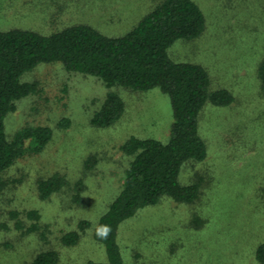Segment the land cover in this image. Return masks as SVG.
Segmentation results:
<instances>
[{"label": "rangeland", "instance_id": "374dc122", "mask_svg": "<svg viewBox=\"0 0 264 264\" xmlns=\"http://www.w3.org/2000/svg\"><path fill=\"white\" fill-rule=\"evenodd\" d=\"M195 2L205 15V31L198 39L175 43L170 57L204 67L209 91L226 89L234 101L226 108L207 104L200 114L207 157L185 164L179 175L182 185L198 186L197 199L186 206L165 198L122 224L123 264H254L252 251L264 241V97L256 76L264 57V0ZM148 5L147 0H90L81 7L71 4L53 18L54 7L42 11L28 0H0V29L47 34L82 22L120 33ZM22 81L36 83L39 91L16 102L5 121L7 137L24 127L45 126L53 138L40 154L26 155L0 177V264H25L46 249L60 254L58 264L105 262L92 229L121 188L129 158L120 146L130 137L167 140L168 97L158 89L107 88L58 63L41 64ZM110 92L123 99L125 111L111 127H94L91 117ZM64 119L69 126L61 129L58 122ZM53 174L64 176L67 185L40 199L38 180ZM33 210L40 217L39 230L28 232L26 213ZM16 220L23 226L17 227ZM81 221L90 226L78 243L62 246L60 236ZM45 229L42 241L39 232Z\"/></svg>", "mask_w": 264, "mask_h": 264}, {"label": "trees", "instance_id": "16d2710c", "mask_svg": "<svg viewBox=\"0 0 264 264\" xmlns=\"http://www.w3.org/2000/svg\"><path fill=\"white\" fill-rule=\"evenodd\" d=\"M28 1L42 11L54 7L55 11L49 14L53 18L71 4L81 7L90 2ZM147 3V10L120 33L107 34L82 22L47 34L27 28L0 29V177L26 155L40 154L53 138L52 129L45 126L21 128L11 138L5 128L8 114L16 110V102L38 93V85L23 82L22 77L41 64H61L66 72L96 78L107 88L142 93L158 89L168 97L172 121L167 140L130 137L120 146V151L129 158L121 188L92 229V239L103 247L105 262L86 264H123L119 229L140 210L165 198L186 206L194 203L198 186L182 185L179 175L185 164L202 162L207 157V146L199 133L200 114L207 104L226 108L234 101L226 89L209 91L210 80L204 67L175 62L170 57L175 43L198 39L204 33L206 18L198 3L195 0H147ZM110 19L113 20V14ZM256 76L264 97V57L256 68ZM124 111L123 99L110 92L90 123L97 128L111 127ZM68 126L67 119L58 122L61 129ZM66 185L65 177L59 174L39 179L38 196L48 199ZM80 188L81 183H76L75 202L79 201ZM11 215L17 217L16 213ZM26 218L31 223L26 231H38V213L29 211ZM16 226L22 227V222L16 220ZM89 226L87 221H81L76 230L60 236V244L75 246L81 232ZM46 231L39 232L42 241ZM252 257L254 264H264V241L254 247ZM59 260L56 250L46 249L25 264H58Z\"/></svg>", "mask_w": 264, "mask_h": 264}]
</instances>
